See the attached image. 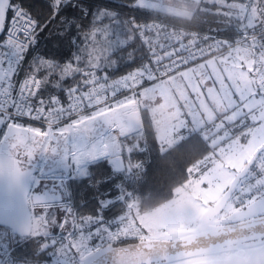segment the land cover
I'll list each match as a JSON object with an SVG mask.
<instances>
[{
    "label": "snow or ice",
    "instance_id": "1",
    "mask_svg": "<svg viewBox=\"0 0 264 264\" xmlns=\"http://www.w3.org/2000/svg\"><path fill=\"white\" fill-rule=\"evenodd\" d=\"M129 6L139 7L136 0ZM90 9L83 0H0V159L11 161L14 149H25L20 166L11 161L6 170L0 167V253L11 264L37 259L42 264H97L92 257L102 254L114 236L119 238L123 220L114 210L129 198L126 181L132 157L141 149L126 143L124 129L131 123H125L121 109L129 98L152 90L165 66L174 74L176 66L194 62L180 42L152 49L142 40L148 55L139 63L131 53L121 56L125 42L116 30L119 18ZM57 22L60 26L53 28ZM44 33L52 38L41 50L38 41ZM101 44L108 51L101 48L104 54L93 57ZM87 195L92 196L91 204H84L89 214L79 215L73 201ZM260 204L264 207V199ZM30 205L41 209L36 215L43 231L36 238L37 250L30 247L18 255L16 245L30 244L3 222L30 219ZM53 228L61 230L59 236ZM242 231L252 233V242L241 245L244 250L264 252V212L260 218L252 214ZM70 237L78 239V251L66 247ZM174 243L185 247L179 240ZM197 243L213 253L235 242L223 231L210 233L203 243L197 238ZM170 264H177L176 258Z\"/></svg>",
    "mask_w": 264,
    "mask_h": 264
},
{
    "label": "rangeland",
    "instance_id": "2",
    "mask_svg": "<svg viewBox=\"0 0 264 264\" xmlns=\"http://www.w3.org/2000/svg\"><path fill=\"white\" fill-rule=\"evenodd\" d=\"M139 2L181 16H189L202 6L200 0ZM227 5L229 15L249 27L264 20L263 5L257 1ZM121 39L126 43L123 36ZM101 48H104V53L108 51L106 44H101L94 48L93 57L104 54ZM255 61L252 49H237L196 64L157 82L152 90H145L139 97L129 98L128 102L135 104L139 113L142 108L150 111L163 150L201 129L216 150L190 169V180L176 190L170 202L155 210L141 213L136 199L128 195L130 198L126 213L121 217L123 223L119 238L177 241L197 236L203 226V215L220 203L224 205L219 223L239 222L252 218V214L259 216L264 212L260 204L263 196L254 197L243 206L230 202L231 184L245 171L249 162L264 156V94L258 90L252 76ZM135 131L140 134L142 125ZM35 223V232L40 235L43 229L39 220ZM217 223L214 218L210 221V224ZM51 231L58 233L61 230L53 228ZM115 239L117 237L114 236L102 254L113 246ZM78 243L77 238L70 237L65 245L70 252H75L79 250ZM92 243L100 242L94 240ZM252 261L251 252L241 246L176 260L177 264H253ZM160 264H170V261Z\"/></svg>",
    "mask_w": 264,
    "mask_h": 264
},
{
    "label": "trees",
    "instance_id": "3",
    "mask_svg": "<svg viewBox=\"0 0 264 264\" xmlns=\"http://www.w3.org/2000/svg\"><path fill=\"white\" fill-rule=\"evenodd\" d=\"M254 1L259 2L264 8V0H217L215 2L200 0L202 6L189 16H181L172 11L144 5L139 0H136L139 7H130L131 0H83V6L87 9L90 5L91 12H96L97 9L108 10L119 18L117 29L126 39L120 55L127 57L131 53L139 63L142 62L141 57L148 55L137 36L142 23L160 22L167 29L187 30L199 33L203 37H234L264 28V20L259 25L249 27L241 20L229 15L230 8L227 4L232 2L250 4ZM77 16H79V11H77ZM59 26V22H57L53 28ZM51 38L48 33L41 36L38 41L41 50L47 46L46 41ZM81 38H83V34H81ZM130 70L132 69H124V71ZM139 114L142 131L140 134L138 131L129 133L126 140L128 144L141 146V149L132 157L133 171L127 177L126 192L136 199L141 213H148L170 202L175 197L176 190L190 180V169L210 153L215 152L216 147L211 146L210 139L203 136V129H201L185 135L173 146L163 150L150 111L147 108H142ZM91 200L92 196L87 195L85 199L73 201L79 205L77 209L79 215L89 214V209L85 208L84 204L90 205ZM127 200L114 210L120 217L126 213ZM38 236L28 239L30 246L26 247L23 244L18 246L17 254L24 255L30 250V247L37 250L38 240L36 238ZM139 240L136 237L123 236L115 239L113 246ZM39 262L41 261L38 259L33 261V263Z\"/></svg>",
    "mask_w": 264,
    "mask_h": 264
},
{
    "label": "built area",
    "instance_id": "4",
    "mask_svg": "<svg viewBox=\"0 0 264 264\" xmlns=\"http://www.w3.org/2000/svg\"><path fill=\"white\" fill-rule=\"evenodd\" d=\"M151 29V31H145ZM140 41L144 40L148 48L158 49L161 44L180 42L186 46L191 53L193 63L180 68L171 73V68L165 66L163 71L157 75L162 76L163 81L177 73H180L196 64L209 60L237 49H252L255 53V65L253 68V78L258 90L264 94V28L243 33L234 37H203L199 33L187 30H170L160 22H145L139 27L137 34ZM180 59H183L181 57ZM170 63V62H166ZM22 75V74H21ZM118 78V77H117ZM32 126L41 127L38 122H29ZM264 196V156L256 158L255 162L249 168L248 173L239 181L235 191L230 197V202L236 206H243L254 197ZM28 240V239H27ZM20 245H16L17 248ZM0 259H4V254L0 253ZM4 264H11L10 259H4ZM33 264H42L33 263Z\"/></svg>",
    "mask_w": 264,
    "mask_h": 264
},
{
    "label": "water",
    "instance_id": "5",
    "mask_svg": "<svg viewBox=\"0 0 264 264\" xmlns=\"http://www.w3.org/2000/svg\"><path fill=\"white\" fill-rule=\"evenodd\" d=\"M121 112L125 114L127 124L130 120L131 128L125 127L124 130L130 131L137 126L141 125L140 114L136 110V106L133 103L125 104ZM256 159H253L246 166L245 171L237 176L235 181L231 184L230 195L236 189L239 181L246 175L248 169L252 166ZM11 161H16L17 166H20V162L15 157V154L12 152ZM8 157L0 159V167L5 170L8 168L10 162ZM132 167H130V172ZM264 197V196H263ZM224 203H220L215 207H212L207 211L202 217L203 230L209 229L208 232L193 236L190 238L179 240L184 248H176L175 241H137L133 243H128L124 245L112 246L104 254L96 257L97 264H160L164 262H169L172 258L176 260L189 258L192 256L200 255L203 253L209 252L206 247H201L197 243V238L203 243L209 238L210 233H219L223 231H228L231 233V237L234 244H229L228 248L241 246L246 243H251L250 231H242L247 229L248 223L250 220H245L238 223L229 224L226 226H210V221L215 218L217 215L221 214L223 210ZM31 208V205L29 206ZM260 218V217H258ZM4 227L11 228L15 226L17 228L18 234L26 239H29L33 236L34 224L33 216L30 219H18L12 218L9 221L3 222ZM227 248V249H228ZM173 249H175L173 251ZM121 250H127V255H125ZM243 255V253H241ZM251 259L253 264H264V252L255 251L251 252ZM231 262H216V263H201V264H230Z\"/></svg>",
    "mask_w": 264,
    "mask_h": 264
},
{
    "label": "flooded vegetation",
    "instance_id": "6",
    "mask_svg": "<svg viewBox=\"0 0 264 264\" xmlns=\"http://www.w3.org/2000/svg\"><path fill=\"white\" fill-rule=\"evenodd\" d=\"M124 131L126 133H131V132L135 131V128L130 130V131H127V130H124ZM24 151H25V149L23 148V146L13 150V153L15 154V157L18 159L20 164H21V162L24 159ZM35 159H36L37 162H39V156L38 155L35 157ZM31 209H32V212H33V224H34V232H33V236L32 237H35V236L39 235L38 233L35 232V230H36V223L35 222H36V220H39V218H38V216L36 214L41 212V209L38 206H36V205H31ZM257 217H260V215L257 216ZM214 219H216L218 223L217 224H210V226H213V227H215V226H226V225H229V224L238 223V222H231V223H228V222L227 223L226 222L223 223L222 222V223H219L222 220V218H220V214L217 215ZM250 219H245V220H250ZM245 220H241L239 222H242V221H245ZM199 231H200V233H198V235H201V234H204V233L208 232L209 229L203 230V226H202ZM60 232L61 231H59L57 233L58 236H59ZM65 244H66V242H65ZM70 244L71 243H68L67 245H70Z\"/></svg>",
    "mask_w": 264,
    "mask_h": 264
},
{
    "label": "bare ground",
    "instance_id": "7",
    "mask_svg": "<svg viewBox=\"0 0 264 264\" xmlns=\"http://www.w3.org/2000/svg\"><path fill=\"white\" fill-rule=\"evenodd\" d=\"M224 129V128H223ZM225 130V129H224ZM230 138V137H229ZM228 139V138H227ZM227 139H225V140H227ZM231 140H232V138H231ZM224 141V140H223ZM229 140H227L226 142H228ZM133 171V170H132Z\"/></svg>",
    "mask_w": 264,
    "mask_h": 264
},
{
    "label": "crops",
    "instance_id": "8",
    "mask_svg": "<svg viewBox=\"0 0 264 264\" xmlns=\"http://www.w3.org/2000/svg\"><path fill=\"white\" fill-rule=\"evenodd\" d=\"M129 102H127L126 104H128ZM130 104V103H129ZM125 105V104H124ZM137 110V109H136ZM138 111V110H137ZM138 113H139V111H138Z\"/></svg>",
    "mask_w": 264,
    "mask_h": 264
}]
</instances>
